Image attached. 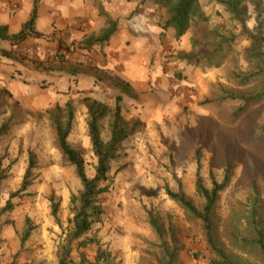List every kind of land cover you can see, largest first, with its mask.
I'll list each match as a JSON object with an SVG mask.
<instances>
[{"label": "rangeland", "instance_id": "obj_1", "mask_svg": "<svg viewBox=\"0 0 264 264\" xmlns=\"http://www.w3.org/2000/svg\"><path fill=\"white\" fill-rule=\"evenodd\" d=\"M231 1L242 10L247 29L242 30V23L217 0H201L209 21L193 25L180 40L172 37L162 43L164 58L153 55L147 63L154 68L161 60L164 70L159 83L150 81L145 93L134 96H146L141 114L148 122L138 118L144 128L122 144L119 156L110 164L111 187L101 196L105 214L86 235L99 243L85 247L74 240L68 264L160 263L162 239L150 222L152 215L161 223L166 242L180 248L177 264H210L202 223L171 200L165 188L177 191L182 185L201 206L196 189L199 165L209 187L211 172L222 180L226 165H233L230 184L217 203L219 230L226 240L231 234H249L246 221L251 202L264 206V98L249 105L239 99L219 98L226 92H264V73L247 82L243 79L255 70L254 62L246 58L247 35L256 29L264 36V15L257 13L258 0ZM206 28L235 37L210 63L181 61L179 53L191 51L195 39V49H201ZM53 40L47 34L11 49L0 48V66L4 67L0 126L7 122L10 127L0 139V264H58V254L67 243L73 218L71 198L82 184L58 147L48 110L57 104L65 106L68 84L75 91V120L68 141L82 152L91 177L97 158L88 135L85 98L102 101L113 110L118 95H130L121 78L111 74L110 57L102 47L79 62L60 49L62 39L59 47L47 50ZM36 46L42 51H34ZM5 50L11 55H4ZM9 81L18 85L8 86ZM127 105L122 109L125 118L132 111ZM113 119L112 111L102 121L105 140L110 137ZM31 156L35 167L28 188L22 190ZM98 246L110 254L107 262H98Z\"/></svg>", "mask_w": 264, "mask_h": 264}, {"label": "trees", "instance_id": "obj_2", "mask_svg": "<svg viewBox=\"0 0 264 264\" xmlns=\"http://www.w3.org/2000/svg\"><path fill=\"white\" fill-rule=\"evenodd\" d=\"M152 1L158 8L165 9V20L162 24L163 29L173 28L175 38L182 39L193 25L200 26L209 21V17L202 9L201 0H143ZM226 10L231 12L232 16L242 23V30L247 29L243 17V12L237 3L231 0H217ZM40 0H34V8L31 17L24 22L22 29L16 34H10L7 25L0 24V41H9L12 45H20L31 37L43 38L41 32L35 28L38 14V5ZM257 13L259 16L264 15V0H258ZM110 25L98 37H90L81 48H91L95 44H106L117 30V20L109 19ZM202 35L206 40L201 45L200 50H196L198 41H193L191 51H181L178 58L188 64L199 65L201 63H210L213 58L221 53L224 48L232 42L233 34L225 35L215 29H204ZM211 36L212 40L209 38ZM247 39L250 46L246 48V58L254 62L255 70L245 76L244 82L249 81L252 77L264 73V36L256 29L248 33ZM210 48H206L208 46ZM4 55L10 56L11 51H3ZM244 77V76H243ZM242 79V78H241ZM264 98V92L251 94H236L226 92L221 95L219 100L239 99L245 105L257 102ZM122 97L117 96L114 109L99 100L85 98V104L88 108V135L91 140L92 150L97 158L95 165V175L89 176L86 171V162L82 152L73 147L68 137L72 132L75 110L72 101H68L64 107L57 104L48 110L51 124L55 129L56 139L59 149L64 159L70 165L75 167V172L81 180L82 189L79 193L73 194L71 198V219L72 226L68 228L67 243L62 246V251L58 254V264H68V257L71 253V246L74 240H78V246H87L96 243L98 240L89 238L87 233L92 230L95 223L102 220L105 214V208L101 196L109 192L110 182V164L117 159L120 154L122 144L132 135L144 128V124L138 120H128L122 114L121 106ZM113 111L114 119L111 125L109 139L105 140L102 136V121ZM9 124L3 123L0 126V139L9 131ZM35 167L33 156L30 157V164L26 170L22 190H26L30 184L29 176ZM1 169V158H0ZM233 165L228 163L225 168L222 180L215 178L213 172L210 173L211 186H207L198 167L196 178L197 195L202 200V205H197L182 185L177 191L166 186V193L169 198L177 202L189 215L200 220L204 233L206 245L211 253L209 258L210 264H264V206L257 205V201L251 202V210L246 221L248 233L245 235L231 234L224 239L220 233L218 225V214L216 212L217 203L220 194L229 186L232 177ZM14 195V194H13ZM57 211L55 206L54 212ZM150 222L162 239L159 245L162 252V260L158 264H177L178 253L180 248L177 245L170 246L164 239L165 231L155 216H151ZM26 231V236L29 234ZM110 254L97 248V260L108 261Z\"/></svg>", "mask_w": 264, "mask_h": 264}, {"label": "crops", "instance_id": "obj_3", "mask_svg": "<svg viewBox=\"0 0 264 264\" xmlns=\"http://www.w3.org/2000/svg\"><path fill=\"white\" fill-rule=\"evenodd\" d=\"M33 8L34 0H0V24L7 25L10 34H16L22 29L24 22L31 17ZM165 14V9L158 8V5L152 1L40 0L35 28L43 36L52 34V37L56 39L55 42L53 40L48 43L47 50H54L60 43L59 39H62L60 49L69 51L79 62L86 60L84 56L92 55L96 47H102L110 57L108 67L112 71L111 74H117L122 79H120L121 85L130 92V95L120 94L121 106L122 103L124 104L122 109L125 105L128 107L127 104L132 107V111L126 118L128 120L139 118L148 122L145 114H141V109L146 103V96L140 95L139 99H135L134 96L141 92L145 93L150 81L160 80L159 75L164 73L161 60L154 68L147 63L153 55L164 58L166 52L162 51V43L175 37L173 28L166 30L162 28ZM110 18L118 21L117 30L110 40L103 45L95 44L88 49L81 48V44H85L88 38L100 36L109 27ZM0 44V48L6 49H11L13 46L9 41L4 40L0 41ZM81 49L85 50L81 51ZM0 74L2 79L4 67L0 66ZM67 78L69 79V76ZM65 80V83H68L67 79ZM16 85L18 84L13 81L8 83L11 87ZM11 87H9L10 90H12ZM68 87L70 91L65 104L72 101L75 93L69 84ZM82 88L88 87L83 85Z\"/></svg>", "mask_w": 264, "mask_h": 264}, {"label": "built area", "instance_id": "obj_4", "mask_svg": "<svg viewBox=\"0 0 264 264\" xmlns=\"http://www.w3.org/2000/svg\"><path fill=\"white\" fill-rule=\"evenodd\" d=\"M34 51H36V52H40V51H42V47L41 46H36L34 49H33ZM82 50H85V49H81V51ZM30 51H31V49H30ZM92 59H90V61H91Z\"/></svg>", "mask_w": 264, "mask_h": 264}]
</instances>
